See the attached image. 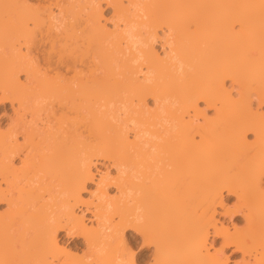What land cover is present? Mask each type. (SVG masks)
Here are the masks:
<instances>
[{
    "label": "bare ground",
    "instance_id": "obj_1",
    "mask_svg": "<svg viewBox=\"0 0 264 264\" xmlns=\"http://www.w3.org/2000/svg\"><path fill=\"white\" fill-rule=\"evenodd\" d=\"M60 1L56 14L28 0H0V107L13 111L5 110L0 128L3 264H229L231 247L240 255L234 264H264V0H106L125 23L120 33L101 24L96 0H85L86 14ZM104 88L145 127L138 140L95 111L91 102ZM38 89L63 97L58 109L50 104L44 130L26 119ZM97 159L117 167L120 196L112 214L97 207L92 230L75 207L86 203ZM36 176L46 201L33 194L37 186L29 193ZM107 178L100 201L108 198ZM239 216L243 226H225ZM128 229L141 237L143 260ZM62 230L85 239L86 260L61 248ZM217 238L221 247L212 252Z\"/></svg>",
    "mask_w": 264,
    "mask_h": 264
},
{
    "label": "rangeland",
    "instance_id": "obj_2",
    "mask_svg": "<svg viewBox=\"0 0 264 264\" xmlns=\"http://www.w3.org/2000/svg\"><path fill=\"white\" fill-rule=\"evenodd\" d=\"M44 1L43 0H41V1H39V0H28V3H30L31 6H35V7L39 6V5L40 6L42 5L43 7L47 6L46 8L51 7V9L54 13H56V14L59 13L58 12L59 8H55L57 0L56 1L50 0V2H49V0H47L48 2H46V1L44 2ZM72 1H74V2H72ZM72 1H71L72 2L71 4L74 3V6H76V9L78 10V12L82 11V9H83L82 12H85V11L88 12V10H86L88 8L85 4V0L81 1L82 4L77 3L79 0H72ZM107 2L108 1H106V0H96V5L102 11V16H104V18L102 17L103 20L101 19V22H102L101 24L104 25L106 27V29L111 31V32L120 33L122 30L124 31L125 23H124L123 19H120L121 20L120 21L119 19L116 20L115 18H113L114 9L112 8L111 5H110L111 6L110 7L108 4L109 2L108 3ZM60 3L63 5L65 4V3H63V0H61ZM124 4H125V6L130 7L128 1H125ZM65 5L67 6V4H65ZM78 7H79V9H78ZM69 8H71V7L69 6ZM74 9H75V7H74ZM87 12H85V14ZM81 13H80V16H82V15L84 16V13H82V14ZM113 19H115V20H113ZM119 21H120V23H119ZM52 23L57 24L55 21H53ZM114 23L117 25H115ZM47 25L48 24H46V26ZM46 26H45V28H46ZM51 27H53V26H51ZM118 31H120V32H118ZM162 34L163 33L161 32L160 36H162ZM134 40H135V42H137V38H135ZM161 47H162V45L160 46V42L155 44L156 50L159 52V54H161V57H162V56H164L165 52H164V48H161ZM48 49H50V48L48 47L47 50ZM22 51L25 52L24 49H22ZM85 72H86V75H88L87 73L89 71L86 70ZM52 74L55 75L54 73H51V75ZM64 74H66V76L69 78L74 77V73H72V72L71 73H64ZM25 76L26 75H24V74L20 75L21 82H23V83L25 82V78H26ZM107 90L105 88L103 90L100 89L99 93L97 94V97H95V99L93 98V100H92L93 102H91V103H92V106L96 103L95 104L96 106H93L95 108V111L97 108V111L100 114L106 113V115L104 114L105 116H109L111 118V120L113 119L112 121H115L114 123H117L119 126H122L126 130V132L128 134V138H130V141L138 140L137 136L135 135L136 132L143 131L145 129V127H143L140 123L134 121V119H137V115L135 113L131 112L130 105L122 103V102H117V100H115L116 101L115 102L113 100L114 97L110 96L113 93L109 92L110 91L109 89H107ZM37 91L42 94V91H39V89ZM102 91H104V92H102ZM105 91H107V92H105ZM40 93H38L39 95L36 93L37 97H39L41 95ZM43 95L45 96V94H42V96ZM42 96H40L37 99L35 98L36 100H34L33 103L31 104V106L28 110L29 112L26 116L27 121L33 122V126L36 128H39V129H41L42 127H45V125H46L45 121L47 119V111L50 108V104L55 105V108L57 107L56 109H58V107L61 103V99L63 98V97L62 98L60 97L61 95L60 96L57 95L58 98L56 95H55V97L51 96V98L48 96L47 97H44V96L42 97ZM0 97H1V93H0ZM146 102H147L146 106L150 111L157 112V108L155 107L156 106L155 100H153L152 98H148ZM88 108H87V110H89ZM5 110L7 112V115L11 116L13 114L11 105H6ZM5 110L3 109V107H0V128H1V130H4L7 126V123H8V118L3 116L5 113ZM74 112H75L74 110H71V112L69 113V116H68V117H70L69 119H71V118L75 119V117H76L75 115H77L76 114L77 112H75V113ZM207 112L212 114L211 112H213V111H207ZM86 113H87V111H86ZM79 114H81L80 111H79ZM160 115H161L160 117H162V114H160ZM100 116H102V114ZM57 117H58V115H57ZM163 117H165V116H163ZM161 123L165 127L170 126V124H168L165 120H162ZM251 137H252V135H249V138H251ZM147 138H149L148 135L145 137H142L141 139L144 140ZM19 140H20V142H23L22 139H19ZM21 158H23V156ZM20 159H16V161L14 162L16 167L21 166V164L19 162ZM93 174H94V180L95 181L93 180L94 182L92 181L89 184H87V188H86L87 190L82 195L84 198L83 200L86 203L83 205L80 204V205L76 206L75 212L79 216H83V219H84V221H85V223L89 229L92 228V230H95L96 227L98 228V221H99L98 217H96L98 215L97 212L101 211L105 215L112 214V207L110 205V202L119 199L120 193H119L117 184H115L114 180H113L114 178H116L118 176V170H117V167H114L113 161H111L109 159L108 160L107 159L95 160L94 165H93ZM31 176H34V174H31ZM37 176L34 177L33 184H32V182L28 183V184H31V186L33 185L32 188H28V190L32 189L31 192L29 190V193L32 194V192L36 191V189H37L38 192L36 191V193L34 192L33 194L37 195V196H41V197L43 196V198H42L43 201H46V200H48V197H49L48 194L49 193L47 192V190H45L42 187V185L45 183V181L42 184L41 179H40L41 176H39V178ZM107 177H109V178H107ZM105 178L108 179L106 184L109 185L107 187L108 188L107 189L108 198L100 201V200H98L100 195H98L97 190L99 188H101V185H100V187L98 185L100 182H102V179H105ZM35 179H36V181H37V179L39 181L36 182ZM110 179L112 181H110ZM40 184H42V185L40 186ZM1 185L4 189H6V186L4 183H1ZM35 186H37L36 189H35ZM39 189H40V191H39ZM223 196L230 205L235 204V202H236L235 196L228 195L226 192L224 193ZM99 205L104 206V208L100 211L97 210L98 209L97 207ZM7 210H8L7 203L6 202L0 203V212L5 213ZM137 212H139V210H137ZM242 219H243V217L239 216L236 219L227 221L225 223V226L229 227V229L231 231H233V227H232L233 224H236V225L239 224L238 226L244 225V219L243 220ZM116 220L118 221V218H114V221H116ZM57 237H58L61 248H63L64 250L66 249V252H69L70 256L72 254L74 256V258L75 257H77L79 259L85 258L84 256L87 252L86 251L87 249H86V245H85L86 243H85L84 238H82V237L78 238L77 236H74V235L73 236L68 235L67 231H65V230L59 231L57 234ZM125 238L128 239V243L130 244L133 252L135 253L136 259L138 260L139 258H141V260H143L144 258L140 257L141 245H142L141 237L138 234H136L135 231L128 229L125 233ZM212 240H211L210 245L212 244ZM215 242L211 245L214 248H210V250L212 252H213V249L215 250V248L219 249L221 247V245H220L221 240L220 239L217 238L215 240ZM74 246H76L77 249H73ZM149 253L150 252H146L145 254L148 256ZM226 256L229 257V264H234L236 261L240 260L239 254H233V248L232 247L226 251ZM77 258H75V259H77ZM84 260H86V259H84ZM0 264H3V262L1 260H0ZM53 264H59V263L57 261H55V262H53Z\"/></svg>",
    "mask_w": 264,
    "mask_h": 264
}]
</instances>
